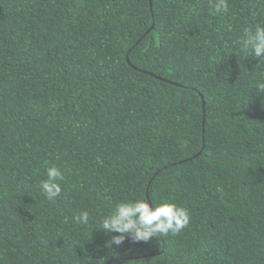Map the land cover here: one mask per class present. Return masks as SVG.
I'll list each match as a JSON object with an SVG mask.
<instances>
[{
	"label": "trees",
	"instance_id": "1",
	"mask_svg": "<svg viewBox=\"0 0 264 264\" xmlns=\"http://www.w3.org/2000/svg\"><path fill=\"white\" fill-rule=\"evenodd\" d=\"M209 4L0 0V264H264V58L238 43L264 0ZM140 198L189 225L107 247Z\"/></svg>",
	"mask_w": 264,
	"mask_h": 264
},
{
	"label": "clouds",
	"instance_id": "2",
	"mask_svg": "<svg viewBox=\"0 0 264 264\" xmlns=\"http://www.w3.org/2000/svg\"><path fill=\"white\" fill-rule=\"evenodd\" d=\"M211 14H224L229 11L228 0H210ZM239 51L245 57L264 58V25H255L244 30L239 39ZM264 92V86L261 87ZM46 178L43 179L39 188L48 201H55L62 192L61 181L64 174L59 167L50 166L46 168ZM75 220L88 225L90 214L81 212ZM190 222L188 209L174 202L153 203L144 198L135 200H121L115 204L111 214L105 215L100 220V227L107 233H118L107 241V247L122 244L126 238L134 242H149L160 236L177 235L186 228Z\"/></svg>",
	"mask_w": 264,
	"mask_h": 264
},
{
	"label": "water",
	"instance_id": "3",
	"mask_svg": "<svg viewBox=\"0 0 264 264\" xmlns=\"http://www.w3.org/2000/svg\"><path fill=\"white\" fill-rule=\"evenodd\" d=\"M204 104V103H203Z\"/></svg>",
	"mask_w": 264,
	"mask_h": 264
}]
</instances>
